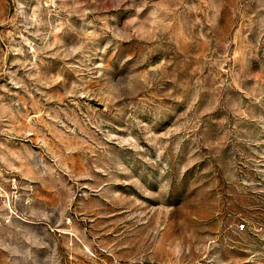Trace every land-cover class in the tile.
Masks as SVG:
<instances>
[{"label": "rangeland", "instance_id": "rangeland-1", "mask_svg": "<svg viewBox=\"0 0 264 264\" xmlns=\"http://www.w3.org/2000/svg\"><path fill=\"white\" fill-rule=\"evenodd\" d=\"M11 175L0 264H264V0H0Z\"/></svg>", "mask_w": 264, "mask_h": 264}, {"label": "built area", "instance_id": "built-area-1", "mask_svg": "<svg viewBox=\"0 0 264 264\" xmlns=\"http://www.w3.org/2000/svg\"><path fill=\"white\" fill-rule=\"evenodd\" d=\"M34 185L10 176L0 180V248H7L12 235L22 223H33L30 210L34 198ZM67 221H70L68 218Z\"/></svg>", "mask_w": 264, "mask_h": 264}]
</instances>
